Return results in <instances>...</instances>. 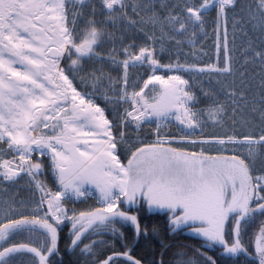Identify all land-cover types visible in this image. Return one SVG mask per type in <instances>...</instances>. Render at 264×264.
I'll return each instance as SVG.
<instances>
[{
  "label": "snow or ice",
  "instance_id": "snow-or-ice-1",
  "mask_svg": "<svg viewBox=\"0 0 264 264\" xmlns=\"http://www.w3.org/2000/svg\"><path fill=\"white\" fill-rule=\"evenodd\" d=\"M0 192V264H264V0H0Z\"/></svg>",
  "mask_w": 264,
  "mask_h": 264
},
{
  "label": "flooded vegetation",
  "instance_id": "flooded-vegetation-1",
  "mask_svg": "<svg viewBox=\"0 0 264 264\" xmlns=\"http://www.w3.org/2000/svg\"><path fill=\"white\" fill-rule=\"evenodd\" d=\"M145 222L149 224L158 225L160 229V235L158 237H153L149 240H144V239L139 240L136 247V252L138 256H143L147 259H151L153 255H155L156 259L159 260L160 249L158 246L161 243V241H163V243L165 244L172 245L168 253L169 256L173 255L177 251V249H182L184 251L187 250L188 243L186 239L187 235L185 230L177 231L175 233L171 232L170 230L166 231L167 222H166V218L163 217L162 215H152ZM165 236L167 237L166 239ZM68 243H69L68 230H64L61 233V240H60L61 255L64 258L65 264H69V262H73L74 264V262L79 258V256L78 254L72 255L67 253L66 247ZM143 244H149L150 246L145 247L143 246ZM79 264H84L82 258H79Z\"/></svg>",
  "mask_w": 264,
  "mask_h": 264
},
{
  "label": "rangeland",
  "instance_id": "rangeland-1",
  "mask_svg": "<svg viewBox=\"0 0 264 264\" xmlns=\"http://www.w3.org/2000/svg\"><path fill=\"white\" fill-rule=\"evenodd\" d=\"M241 2L242 3H252L253 0H241ZM213 21H214V14L212 16L208 17V25H207L208 37L207 38L198 39V41H197L196 51H198L200 53V63L207 62L210 57H211V59L213 61H215V49H214V46H213V38H212ZM239 43H240V41L238 39L237 40V44L239 45ZM191 51H193V50L188 48L187 45H185V47L183 49V53H189ZM205 52H207V55H204ZM182 56H183V54H182ZM188 59L189 60H193L194 57L188 56ZM167 131L171 132L172 134H178L176 128L173 127V126H169ZM213 131H220V130L219 129H213L211 127L206 129L207 133H211ZM14 192H15V189H9V193L8 194L12 195V194H14ZM24 194L25 193H21V195H24ZM2 195H3V193L0 192V196H2ZM93 203H95L94 200H89L85 204H80V205H85L84 207H81V208L82 209H86V208L90 207ZM68 207H71V205H69ZM188 234H190L189 231H188Z\"/></svg>",
  "mask_w": 264,
  "mask_h": 264
},
{
  "label": "trees",
  "instance_id": "trees-1",
  "mask_svg": "<svg viewBox=\"0 0 264 264\" xmlns=\"http://www.w3.org/2000/svg\"><path fill=\"white\" fill-rule=\"evenodd\" d=\"M187 243H188V246H187V252L189 253V255H191V253L197 249V248H201V241L200 240H197V239H193L191 237H187ZM143 246L145 247H149L150 245L149 244H143ZM203 250V249H201ZM208 254L209 255H219V253L216 251V249H209L208 250Z\"/></svg>",
  "mask_w": 264,
  "mask_h": 264
}]
</instances>
